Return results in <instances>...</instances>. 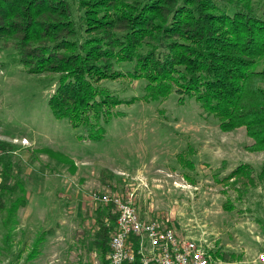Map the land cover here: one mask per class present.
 <instances>
[{
	"label": "rangeland",
	"instance_id": "obj_1",
	"mask_svg": "<svg viewBox=\"0 0 264 264\" xmlns=\"http://www.w3.org/2000/svg\"><path fill=\"white\" fill-rule=\"evenodd\" d=\"M254 5L264 14V0ZM39 41L57 43L40 37L32 45ZM77 45L42 50L61 56ZM20 58L12 43L0 51V140L13 144L4 147L0 181L10 186L20 168L28 202L18 212L12 248L3 241L0 211V264H101L92 240L99 228L92 192L127 188L136 189L142 218L202 235L223 264H264L258 258L264 254V144L245 125L221 129V118L173 79L153 81L143 70L136 75L135 60L117 62L113 75L89 71L91 79L80 85L84 69L79 79L58 61L30 71ZM257 67L264 70V60ZM53 97H107L118 101L119 114L102 121L100 138L89 139L79 109L72 118L58 115ZM252 99L256 104L245 103L264 104V96ZM110 212L117 213L115 207ZM46 229L35 256L27 257ZM20 248V257L12 254Z\"/></svg>",
	"mask_w": 264,
	"mask_h": 264
},
{
	"label": "trees",
	"instance_id": "obj_2",
	"mask_svg": "<svg viewBox=\"0 0 264 264\" xmlns=\"http://www.w3.org/2000/svg\"><path fill=\"white\" fill-rule=\"evenodd\" d=\"M66 33L76 36V51L58 56L42 50L51 45L74 47L76 42L66 38ZM40 37L57 43L32 45ZM11 43L30 71L44 70L58 61L65 68L57 67L79 79L84 69L80 85L91 79L89 71L99 76L100 70H107L113 75L117 62L135 60L136 75L143 70L153 81L173 79L221 118V129L245 125L256 142L264 144V104L245 103L255 100L247 97L264 96V70L256 68L264 60V14L256 10L254 0H0V51ZM170 88L162 90L169 93ZM52 100L58 115L72 118L79 109L89 139L100 138L105 130L102 121L119 114L113 109L118 101L107 97ZM6 142L0 140V147L13 146ZM240 172L237 167L233 174ZM20 174L18 168L8 187L0 181L3 241L11 242L10 248L19 226L18 212L28 202ZM5 192L9 196L3 201ZM111 208L113 204L99 202L93 211L99 228L92 240L101 264H107L110 233L116 225L117 213H111ZM47 232L38 231L27 257L35 256V244ZM22 252L20 248L12 254L20 257Z\"/></svg>",
	"mask_w": 264,
	"mask_h": 264
},
{
	"label": "built area",
	"instance_id": "obj_3",
	"mask_svg": "<svg viewBox=\"0 0 264 264\" xmlns=\"http://www.w3.org/2000/svg\"><path fill=\"white\" fill-rule=\"evenodd\" d=\"M4 153L0 147V159ZM136 196L135 188L92 192L95 203L113 204L117 211L107 264H223L213 255L211 241L202 235L179 232L158 217L142 218ZM258 258L264 259V254Z\"/></svg>",
	"mask_w": 264,
	"mask_h": 264
},
{
	"label": "crops",
	"instance_id": "obj_4",
	"mask_svg": "<svg viewBox=\"0 0 264 264\" xmlns=\"http://www.w3.org/2000/svg\"><path fill=\"white\" fill-rule=\"evenodd\" d=\"M19 224H20V226H21V222L19 221Z\"/></svg>",
	"mask_w": 264,
	"mask_h": 264
}]
</instances>
